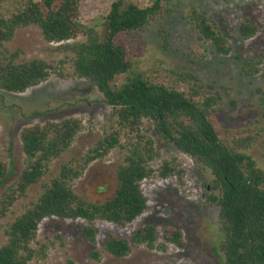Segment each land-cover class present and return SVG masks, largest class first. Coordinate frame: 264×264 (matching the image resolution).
Here are the masks:
<instances>
[{"label": "trees", "instance_id": "1", "mask_svg": "<svg viewBox=\"0 0 264 264\" xmlns=\"http://www.w3.org/2000/svg\"><path fill=\"white\" fill-rule=\"evenodd\" d=\"M80 2L23 0L11 16L0 13V91L23 94L47 81L53 73L63 77L55 63L40 59L18 62L19 52L8 54L9 51L1 50L18 30L36 27L49 44H63L85 36L84 41L69 49L73 55V76L89 81L102 94L116 123L85 156L63 163L59 173L43 185L44 192L38 200L8 225V242L0 247V264L45 260L48 247L37 243V236L41 223L47 219L85 221L83 233L95 245L97 222L126 228L147 211L144 181L156 177L182 179L183 170L176 160L165 161L157 170L151 167L157 153L153 139L142 134L146 124L161 141L191 158L198 169L210 171L212 181L207 186L204 204L218 208L223 236L214 248L215 255L222 256L223 264H264V169L248 153L254 146L263 145L264 128L223 133L217 121V107L223 96L213 87L191 73L171 71L176 79L169 82L158 78L156 72L138 67L128 45L153 23L174 15L170 0H151V4L144 6L134 0H116L101 34L81 23ZM183 19L198 40L211 43L216 54L226 57L232 53L227 35L196 5H190ZM257 32V23L249 19L239 28L244 41L253 39ZM158 35L167 49L171 33L165 25H160ZM263 64L264 54L254 56L245 61L241 73L256 77ZM177 82L186 83L188 89L180 88ZM257 94L264 106V89H257ZM82 130L83 123L77 118L22 130L26 167L5 192L0 217H6L17 201L27 198L30 187L51 174L52 162L68 152ZM115 148L126 150L127 155L117 168L114 194L102 203L86 200L74 190V183L92 163L103 161ZM12 173L0 161V188ZM131 243L160 251H166L170 244L180 249L186 246L181 230L165 227L160 231L146 225L136 228L130 240L109 234L104 251L124 259L131 254ZM92 257L97 261L101 258L99 252Z\"/></svg>", "mask_w": 264, "mask_h": 264}, {"label": "rangeland", "instance_id": "2", "mask_svg": "<svg viewBox=\"0 0 264 264\" xmlns=\"http://www.w3.org/2000/svg\"><path fill=\"white\" fill-rule=\"evenodd\" d=\"M22 1L0 0V13L6 17L11 16L20 8ZM115 1L81 0V23L86 29L103 33L106 18ZM134 1L142 6L151 4V0ZM170 2L175 8L174 15L153 23L128 45L138 67L147 72H156L158 78L169 82L176 79L170 74L171 71L191 73L203 84L213 87L214 91L223 96L217 107V121L223 133L227 130L236 133L264 128V106L257 94V89H264V64L256 77H247L241 73L245 61L264 54V0ZM191 4L211 17L227 35L233 47L229 56L216 54L210 42L200 41L191 33L183 19ZM247 19L257 23L258 32L253 39L244 41L239 28ZM160 25H165L171 33L167 49L163 47L158 35ZM85 39V36H81L67 43L49 44L38 28L29 27L18 30L14 38L1 49L5 53V50L9 51L8 54L19 52L18 62L40 59L49 64L55 63L60 67L59 72L63 77L53 73L47 81L23 94L0 91V161L13 170L8 182L0 188V204L8 187L17 182L26 167L21 142L24 128L77 118L82 121L83 130L68 152L52 162L51 174L30 187L27 198L17 201L6 217H0V247L8 242V225L38 200L44 192L43 185L59 173L60 166L73 158L85 156L104 133L116 125L111 108L103 103L102 94L89 81L73 76V55L69 49ZM177 83L180 88L188 89L186 83ZM36 113L38 115L35 116ZM142 134L154 141L157 156L151 162V167L157 170L165 161L176 160V165L183 170L182 179L173 177L163 180L156 177L144 181L142 188L148 198L147 211L126 228L97 222L99 232L95 245L83 233L87 225L85 221L59 218L43 221L37 243L47 245V257L31 264H223L222 256L217 257L214 252L223 238L219 210L204 204L207 186L212 181L210 171L198 169L191 158L161 141L148 128V124ZM262 135L264 137V133ZM125 141L127 139L123 143ZM248 153L264 169V141L263 145L254 146ZM126 155V150L115 148L103 161L92 163L74 183V190L93 203L108 200L116 190L117 168L124 162ZM146 225H152L160 231L165 227L181 230L185 248L170 244L166 251H160L131 243V254L124 259H116L104 251L109 234L130 240L136 228ZM94 252L100 253V261L92 257Z\"/></svg>", "mask_w": 264, "mask_h": 264}]
</instances>
